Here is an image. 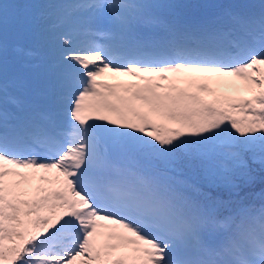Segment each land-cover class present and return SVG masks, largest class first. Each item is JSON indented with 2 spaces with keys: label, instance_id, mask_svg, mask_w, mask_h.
<instances>
[{
  "label": "snow or ice",
  "instance_id": "1",
  "mask_svg": "<svg viewBox=\"0 0 264 264\" xmlns=\"http://www.w3.org/2000/svg\"><path fill=\"white\" fill-rule=\"evenodd\" d=\"M11 8L0 4V264H264V0ZM10 27L32 34L18 56L55 34V66L10 74Z\"/></svg>",
  "mask_w": 264,
  "mask_h": 264
},
{
  "label": "rangeland",
  "instance_id": "2",
  "mask_svg": "<svg viewBox=\"0 0 264 264\" xmlns=\"http://www.w3.org/2000/svg\"><path fill=\"white\" fill-rule=\"evenodd\" d=\"M78 2H87V0H75V3H78ZM150 2L161 3L160 0H151ZM13 11L14 10L9 6V12L12 13ZM100 27H109V24L107 23V21H102L100 23ZM99 36L100 35H98L96 37V42L97 43H100V44H102V43H105V44L111 43L110 41H108L104 37H103V39L107 40L106 42L99 40ZM25 39L26 38H24L23 35L19 31H17V30L9 31L10 54L14 58V61H17V62L19 61L20 63H22L24 65H27L29 63L27 61L37 58L38 61L32 62V65L39 64L41 66V65L44 64V65H46L48 67L50 65H52V67L55 66L56 63H54L51 60L52 57H50V56H53V57L54 56L55 57L58 56V54H56L54 52L45 51L43 49H40L38 57H28V56L23 55V54L18 56L14 52L11 51V49L13 47H17V46L22 48V49H25V50L30 49V48H34L32 37H29L26 40ZM52 49L59 50V47H57V48L53 47ZM34 69H36V70H34L32 73L29 72V74L32 75L33 77L35 75H37L38 73H40V72L47 71V70H43V69H39V68H34ZM14 72H19V73L27 76L26 73H22L20 71H14ZM212 76H215V74H213ZM98 79L104 80L106 83H109V84H116V83H120V82H125V83H143V81L138 80L136 77H133V76H130V75L116 74V73H112L110 71H106L101 77H98ZM230 79L236 80L235 77H230ZM236 82L239 83V81H236ZM209 83L213 87H215L214 80L213 81H209ZM181 86H184V85L181 84ZM221 91H225L228 94L233 95V96H237L238 95V96H241V97H250L252 95L251 92H247V91H240L239 93H236V92L232 91L231 89H221ZM201 95L207 100H212L213 99V96L208 94V93H201ZM232 115H234L237 119H244V118H250L252 113L251 112L245 113V112L236 110V111L232 112Z\"/></svg>",
  "mask_w": 264,
  "mask_h": 264
},
{
  "label": "trees",
  "instance_id": "3",
  "mask_svg": "<svg viewBox=\"0 0 264 264\" xmlns=\"http://www.w3.org/2000/svg\"><path fill=\"white\" fill-rule=\"evenodd\" d=\"M15 1H16L17 4H20V3H23V2H33V3L41 2V0H15ZM150 1L151 0H144V2L154 3V2H150ZM53 2H55V3H63V4H72V2L70 0H53ZM160 2L161 3H164V2H176V3H186V4H188V3H191V4L200 3V2H198V1L196 2L194 0H160ZM186 11H194V10H186ZM54 40L57 43L55 35H52V37L50 38L49 41L52 42ZM55 42H53V43H55ZM57 45H58V43H57ZM15 65H17V64L14 63L12 66H15ZM260 188H261V185L258 184L256 186V189H260Z\"/></svg>",
  "mask_w": 264,
  "mask_h": 264
},
{
  "label": "bare ground",
  "instance_id": "4",
  "mask_svg": "<svg viewBox=\"0 0 264 264\" xmlns=\"http://www.w3.org/2000/svg\"><path fill=\"white\" fill-rule=\"evenodd\" d=\"M207 75H213V74H207Z\"/></svg>",
  "mask_w": 264,
  "mask_h": 264
}]
</instances>
